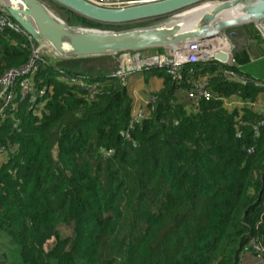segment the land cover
<instances>
[{
	"label": "trees",
	"instance_id": "1",
	"mask_svg": "<svg viewBox=\"0 0 264 264\" xmlns=\"http://www.w3.org/2000/svg\"><path fill=\"white\" fill-rule=\"evenodd\" d=\"M60 8L70 26L120 31L133 25H104ZM32 53L26 37L0 32V80L25 68ZM246 57L190 66L196 75L183 68L180 80L152 70L165 86L145 107L146 120L132 125L134 101L120 80L94 89L70 86L59 70L91 83L108 75L86 74L89 59L47 56L35 79L46 90L42 110L30 113L24 103L14 120L0 124V148L18 147L0 161V233L20 248L23 264L258 259L255 247L264 251V125L257 134L253 127L264 91L230 84L222 72L249 77L239 70ZM198 81L207 83L210 98L193 109L184 102ZM226 101L246 106L230 109ZM61 227L72 235L63 236ZM9 262L0 255V264Z\"/></svg>",
	"mask_w": 264,
	"mask_h": 264
},
{
	"label": "water",
	"instance_id": "2",
	"mask_svg": "<svg viewBox=\"0 0 264 264\" xmlns=\"http://www.w3.org/2000/svg\"><path fill=\"white\" fill-rule=\"evenodd\" d=\"M79 17L104 25H129L164 19L188 9L210 5L200 13L192 28L186 23H169L120 31L91 30L70 26L52 14L41 0H1L10 17L37 44H44L62 60H82L121 55L129 52L168 51L199 41L214 39L223 31L264 21V0H161L121 9L98 7L85 0H49ZM243 13L240 19L217 23L229 13ZM196 17L193 19L195 20ZM221 63H229V55L218 52Z\"/></svg>",
	"mask_w": 264,
	"mask_h": 264
},
{
	"label": "built area",
	"instance_id": "3",
	"mask_svg": "<svg viewBox=\"0 0 264 264\" xmlns=\"http://www.w3.org/2000/svg\"><path fill=\"white\" fill-rule=\"evenodd\" d=\"M98 7L108 9H121L127 7H133L138 5H144L161 0H85ZM1 4V0H0ZM260 37L264 40V21L253 24ZM236 28L223 31L221 33L220 42L217 44L214 40H205L195 42L185 47H178L168 51H164L163 54L147 55L145 52H129L121 54L119 57V69L108 74L106 81L103 82H89V77L85 76H71L67 75L65 71L59 70V74L65 78V82L70 86H81L87 89H94L100 85L111 82L112 80H120V82L128 88V83L132 77L143 75L145 72L152 70H161L166 74L181 79L180 73L183 68H187L195 65H208L211 63H221L216 59L218 52H223L229 55V63L232 64V45L231 39L236 36ZM12 31L13 33L26 37L32 42L33 53L30 63L23 69L12 70L7 72L0 80V124L4 122L6 118H12L13 114L19 111L22 104L26 103L30 105L28 112L37 113L43 108V102H39L40 99L46 95L45 89H39L36 86L35 79L38 75L41 66L47 65L45 49L47 46L42 44V47L34 42L27 33L16 23L9 15L7 10L0 5V32ZM39 46V47H38ZM231 47V49H230ZM215 63V64H216ZM224 64V63H222ZM223 75L226 82L230 84H237L243 87H253L264 91V81H259L243 74H239L235 71L224 69ZM189 74L196 75V72L192 67L189 69ZM207 83L204 81L195 82L193 88L187 93V102L193 109L198 107V102L201 99H209L210 94L207 91ZM155 100L152 97L151 101L143 105V103L133 105V118L132 125H138L146 120L148 113L146 106L150 105ZM264 103V101H263ZM226 107L232 109L234 107H245L246 103L234 101L225 102ZM249 106H252L249 104ZM256 106V105H255ZM16 124L14 129H18L19 124L15 120ZM264 125V111L261 114V119L253 127L255 134L259 132V129ZM131 129L132 126H131ZM125 134H123L124 136ZM127 138L129 136L127 135ZM18 150L17 145L10 147V151L7 148H0L2 157L0 161H4V157L8 153L14 154ZM258 255V259H262V252L259 247H255Z\"/></svg>",
	"mask_w": 264,
	"mask_h": 264
},
{
	"label": "crops",
	"instance_id": "4",
	"mask_svg": "<svg viewBox=\"0 0 264 264\" xmlns=\"http://www.w3.org/2000/svg\"><path fill=\"white\" fill-rule=\"evenodd\" d=\"M253 25V24H251ZM251 25L242 26L240 29H237L236 36L232 38L233 42H231L232 45V59L236 54L241 55L242 53H245L247 55L245 61L246 63L239 66L240 72L248 75L250 78L264 81V40L260 37H255L252 33H248L247 27H250ZM254 27V25H253ZM252 28V32L256 29ZM255 28V27H254ZM235 29V30H236ZM240 29V30H239ZM239 31V32H238ZM242 47V48H241ZM231 49V47H230ZM47 54L46 56H49L51 58H55V56L50 52H45ZM53 55V56H51ZM110 56H104V57H96L89 59L90 62H88L86 65H84L83 69L86 70V74L92 75L96 77L98 73H104L105 76L110 74L109 69H95L93 68H86L87 65L96 64V63H105L109 62L112 63L111 60H107L106 58H109ZM111 64L108 66L110 67ZM89 71V72H88ZM96 79V78H94ZM98 79V78H97ZM165 86V79L164 76L160 75L158 71H151V72H145L143 75H138L135 77H132L128 83L127 91L129 95L132 97L134 104L144 103L145 97L148 95L147 88H150L153 90L154 93L161 91ZM256 107L262 108L261 110L264 111V103L263 101L259 104H257ZM242 264H264L263 259H256L253 256L246 254L243 256Z\"/></svg>",
	"mask_w": 264,
	"mask_h": 264
},
{
	"label": "rangeland",
	"instance_id": "5",
	"mask_svg": "<svg viewBox=\"0 0 264 264\" xmlns=\"http://www.w3.org/2000/svg\"><path fill=\"white\" fill-rule=\"evenodd\" d=\"M41 1L43 2V4L47 7V9L52 14H54V12L58 13V16L56 15L57 18H59L60 20L65 22V20L63 18V17H65V13L60 8L61 6L59 7L57 4H55V3H53V2H51L49 0H41ZM222 1H224V0H213L211 3L222 2ZM209 6L210 5H205V6H201L200 5V6L188 9L186 11H183L181 13H178L176 15L170 16L168 18L150 20V21L141 22V23H135L131 27H127L124 30L137 29V28H148V27L163 25V24L169 23L171 21H175V20H179V21L188 20L193 14L198 13V12H202L203 10H205ZM59 15L62 16V17H59ZM242 28L240 27V29H242ZM235 31H236V34H238L237 33V29ZM219 39L220 38L215 37L214 39H210V40H212V41L214 40L215 42H217V41H219ZM233 40H231V42H233ZM38 45H40V47H42L41 43L38 44ZM44 49H45L44 52H50L48 48H44ZM145 53L147 55H155V54L157 55V54H163L164 51H162V52H160V51H146ZM50 54H51V52H50ZM45 55H47V54H45ZM124 55L125 54H123V56ZM51 56H53V55H51ZM120 56L119 55H117V56L114 55V56H110L109 58H106V61L108 59L112 61V63H110L111 64L110 67H108L110 65L109 62H105V63H96V64L87 65L86 68H92V69L94 68L95 69V67H96V69H98V70L99 69H109V70L111 69L109 72L112 73L113 71L118 70L119 67H120L119 62H118ZM146 94H148V95L144 99V104H146L147 102L151 101V99L153 97V94H155V93L150 88H147V93ZM184 103L185 104L188 103L187 100H185ZM145 112H147V109H146ZM61 233L63 234V236L69 237V236L72 235V229L71 228H67V227H63V228L61 227ZM20 253H21L20 248L18 246L14 245L11 242L9 236L6 233L1 232L0 233V255H4V254L8 255L9 259H10L9 264H23V262L21 260V257H20Z\"/></svg>",
	"mask_w": 264,
	"mask_h": 264
},
{
	"label": "bare ground",
	"instance_id": "6",
	"mask_svg": "<svg viewBox=\"0 0 264 264\" xmlns=\"http://www.w3.org/2000/svg\"><path fill=\"white\" fill-rule=\"evenodd\" d=\"M210 8L211 7L209 6L205 10H203L202 12H198V13L193 14L188 20H182L181 23L183 22V23H186L187 25H189L188 26V29L189 28H192L193 25H194V22L197 20L198 15L200 13L206 12ZM243 15L244 14L241 13V12L225 14V15H223V16H221L219 18V20H218L217 23H222V22H225V21H228V20H232V19H240V17H243ZM194 17H196L195 20L193 19ZM177 21H179V20H177ZM215 37H217V38H220L221 37L222 38L221 34L215 35ZM215 37H213V38H215ZM219 42H220V39H219V41H217V44H219Z\"/></svg>",
	"mask_w": 264,
	"mask_h": 264
}]
</instances>
